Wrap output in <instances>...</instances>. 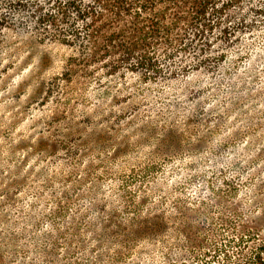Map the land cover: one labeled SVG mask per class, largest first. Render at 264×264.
I'll return each mask as SVG.
<instances>
[{
  "label": "rangeland",
  "instance_id": "1",
  "mask_svg": "<svg viewBox=\"0 0 264 264\" xmlns=\"http://www.w3.org/2000/svg\"><path fill=\"white\" fill-rule=\"evenodd\" d=\"M12 19L0 31V264H234L253 252L264 0H240L225 36L160 53L149 80L70 70L74 46Z\"/></svg>",
  "mask_w": 264,
  "mask_h": 264
},
{
  "label": "trees",
  "instance_id": "2",
  "mask_svg": "<svg viewBox=\"0 0 264 264\" xmlns=\"http://www.w3.org/2000/svg\"><path fill=\"white\" fill-rule=\"evenodd\" d=\"M239 1L5 0L0 6V31L21 16L33 28L77 49L69 57L70 70L82 63H100L111 71H141L149 80L160 73V53L184 52L190 42L204 46L215 28L225 36L229 29L221 20ZM11 9L18 12L10 15ZM256 240L253 252L234 264H264V235Z\"/></svg>",
  "mask_w": 264,
  "mask_h": 264
}]
</instances>
